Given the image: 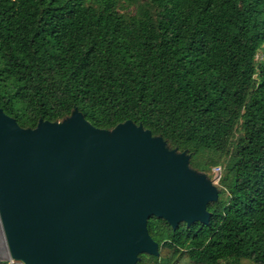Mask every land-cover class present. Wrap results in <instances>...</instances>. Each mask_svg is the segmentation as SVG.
<instances>
[{
	"label": "trees",
	"instance_id": "16d2710c",
	"mask_svg": "<svg viewBox=\"0 0 264 264\" xmlns=\"http://www.w3.org/2000/svg\"><path fill=\"white\" fill-rule=\"evenodd\" d=\"M0 109L131 121L220 169L208 224L151 217L136 264H264V0H0Z\"/></svg>",
	"mask_w": 264,
	"mask_h": 264
},
{
	"label": "water",
	"instance_id": "95a60500",
	"mask_svg": "<svg viewBox=\"0 0 264 264\" xmlns=\"http://www.w3.org/2000/svg\"><path fill=\"white\" fill-rule=\"evenodd\" d=\"M131 121L92 127L76 109L23 129L0 109V226L11 264H136L158 256L151 217L208 224L218 189Z\"/></svg>",
	"mask_w": 264,
	"mask_h": 264
},
{
	"label": "rangeland",
	"instance_id": "374dc122",
	"mask_svg": "<svg viewBox=\"0 0 264 264\" xmlns=\"http://www.w3.org/2000/svg\"><path fill=\"white\" fill-rule=\"evenodd\" d=\"M220 169L219 168H214L212 170V178L210 179L212 181V184L214 186L217 187L218 184V180H219V176H220ZM7 249H6V245H5V241L3 238V234H2V230H1V226H0V261H8V253H7Z\"/></svg>",
	"mask_w": 264,
	"mask_h": 264
},
{
	"label": "built area",
	"instance_id": "2783aa9c",
	"mask_svg": "<svg viewBox=\"0 0 264 264\" xmlns=\"http://www.w3.org/2000/svg\"><path fill=\"white\" fill-rule=\"evenodd\" d=\"M219 178V177H218Z\"/></svg>",
	"mask_w": 264,
	"mask_h": 264
}]
</instances>
